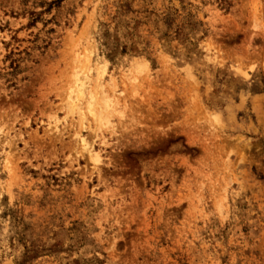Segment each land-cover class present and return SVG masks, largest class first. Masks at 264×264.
Masks as SVG:
<instances>
[{
    "label": "rangeland",
    "instance_id": "1",
    "mask_svg": "<svg viewBox=\"0 0 264 264\" xmlns=\"http://www.w3.org/2000/svg\"><path fill=\"white\" fill-rule=\"evenodd\" d=\"M0 264H264V0H0Z\"/></svg>",
    "mask_w": 264,
    "mask_h": 264
},
{
    "label": "bare ground",
    "instance_id": "2",
    "mask_svg": "<svg viewBox=\"0 0 264 264\" xmlns=\"http://www.w3.org/2000/svg\"><path fill=\"white\" fill-rule=\"evenodd\" d=\"M82 87H83V86H82ZM81 89H83V88H81ZM84 90H85V89H84ZM81 91H82V90H81ZM79 97H80V96H79ZM94 99H95V98H94ZM92 101H93V100H92ZM106 102H107V101H106ZM107 103H108V102H107ZM107 103H106V104H107ZM93 104H97V103L93 102ZM108 106H109V105H107V107H108ZM70 107H71V109L73 110V108H72L73 105L70 106ZM95 107H96V106H95ZM74 109H75V108H74ZM93 109H94V107L91 109L92 112L94 113L96 110L94 109V110H95V111H94ZM96 109H97V108H96ZM100 110H101V109H100ZM92 112H91V113H92ZM102 112H103V110H102ZM93 113H92V115H94ZM96 113H97V111H96ZM98 113H101V112H98ZM102 114H103V113H102ZM102 114H101V115H102ZM98 116H99V115H98ZM101 117H102V116H101ZM102 119H103V117H102Z\"/></svg>",
    "mask_w": 264,
    "mask_h": 264
}]
</instances>
